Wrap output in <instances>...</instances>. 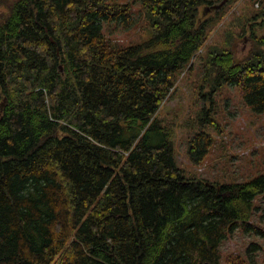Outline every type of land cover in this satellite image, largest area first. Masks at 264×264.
Wrapping results in <instances>:
<instances>
[{
	"label": "trees",
	"instance_id": "trees-1",
	"mask_svg": "<svg viewBox=\"0 0 264 264\" xmlns=\"http://www.w3.org/2000/svg\"><path fill=\"white\" fill-rule=\"evenodd\" d=\"M255 3L239 24L264 22ZM205 4L0 0V264H264L256 242L220 249L235 232L264 242V169L243 182L187 177L157 117L217 24ZM142 20L136 44L104 32ZM252 38L243 61L217 47L199 57L211 105L231 87L264 115V35ZM195 121L215 128L205 108ZM212 146L195 132L191 163Z\"/></svg>",
	"mask_w": 264,
	"mask_h": 264
},
{
	"label": "rangeland",
	"instance_id": "rangeland-1",
	"mask_svg": "<svg viewBox=\"0 0 264 264\" xmlns=\"http://www.w3.org/2000/svg\"><path fill=\"white\" fill-rule=\"evenodd\" d=\"M115 1L120 4L132 2ZM206 1H210L211 4L201 7L200 14L206 13L203 16L216 18L217 24L211 30L203 47L189 63L188 67L192 66V69L185 68L178 74L169 97L157 112V117L162 119L170 130L177 165L187 177L207 182H243L264 169V115H255L245 108L231 87H223L213 94L214 105L202 97L200 94L204 95L207 88L202 82L199 57L204 54L207 47H217L231 50L239 61L245 60L254 47L252 33L257 36L264 35V22L259 18L252 27L250 24L255 20L247 22L246 26L243 23L239 24L237 20L245 12H250L249 15L253 14V17L259 12L255 6L256 0ZM219 5L217 10L212 9ZM137 7L138 5H132L135 11ZM104 32L119 41L122 46H128L147 37V25L142 20L124 32L118 28L113 32L106 30ZM202 108L207 109L208 115L215 120V128H204L201 123L196 124V115ZM198 131L209 133L213 146L205 159L195 165L191 163V158L187 154V145ZM250 242H256L264 249V242L254 239L251 235H241L237 232L223 242L220 249L223 254L232 252L244 254ZM254 254L259 257L264 252L259 250Z\"/></svg>",
	"mask_w": 264,
	"mask_h": 264
},
{
	"label": "water",
	"instance_id": "water-1",
	"mask_svg": "<svg viewBox=\"0 0 264 264\" xmlns=\"http://www.w3.org/2000/svg\"><path fill=\"white\" fill-rule=\"evenodd\" d=\"M219 7H220V5H219V6H214V7H212V9L217 10ZM205 14H206V13H204L203 15H205Z\"/></svg>",
	"mask_w": 264,
	"mask_h": 264
},
{
	"label": "built area",
	"instance_id": "built-area-1",
	"mask_svg": "<svg viewBox=\"0 0 264 264\" xmlns=\"http://www.w3.org/2000/svg\"><path fill=\"white\" fill-rule=\"evenodd\" d=\"M255 6H258V4H256Z\"/></svg>",
	"mask_w": 264,
	"mask_h": 264
}]
</instances>
